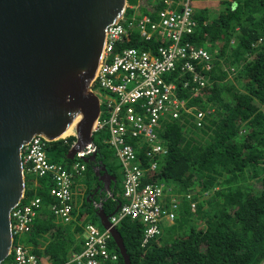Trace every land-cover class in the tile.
Listing matches in <instances>:
<instances>
[{
  "label": "trees",
  "instance_id": "1",
  "mask_svg": "<svg viewBox=\"0 0 264 264\" xmlns=\"http://www.w3.org/2000/svg\"><path fill=\"white\" fill-rule=\"evenodd\" d=\"M127 3L138 6L140 15H149L153 20L165 7L163 0H127ZM193 18L196 27L188 39L197 47L209 43L206 49L212 57V68L205 73L208 86L202 91V98L192 97L190 85L187 91L180 92V97L188 100V106L206 113V124L197 129L184 115L181 120L160 125L156 133L166 154L157 173L146 165L148 148L151 150L148 144H145L148 148L143 144L137 151L145 171L142 185L170 188L176 198V219L171 225H162V234L144 247L146 227L140 221L124 219L117 230L131 264H262L264 0L195 3ZM231 40H235L234 45ZM122 46L147 47L138 41L136 32ZM93 139L98 149L95 162L66 159L74 137L50 143L46 155L51 163L67 169L76 162L85 166L82 176L73 179L77 198L80 195L76 185L85 184L86 194H91V188L99 183L94 168L103 165L116 178L113 198L103 196L107 200L102 210L110 216L124 202L123 173L115 151L105 143L107 130L94 133ZM51 187L50 177L25 176L24 195L38 196L42 203L31 231L23 239L38 258L45 257L50 264H65L70 255L84 249V225L99 226V219L91 202L84 199L82 205L75 206L74 197V220L67 225L60 223L50 211ZM191 203H195L194 209ZM109 248L118 256L115 264H124L112 237ZM10 262L8 257L3 264Z\"/></svg>",
  "mask_w": 264,
  "mask_h": 264
},
{
  "label": "built area",
  "instance_id": "2",
  "mask_svg": "<svg viewBox=\"0 0 264 264\" xmlns=\"http://www.w3.org/2000/svg\"><path fill=\"white\" fill-rule=\"evenodd\" d=\"M206 1L163 0L165 7L158 12L156 20L140 15L138 6L126 2L120 21L106 30L101 57L90 83L91 92L101 104L93 131L107 130L105 143L115 151L123 173L124 202L109 222L116 228L124 219L144 224L142 247L162 234V225L175 221L177 205L170 188L142 185L145 171L137 151L141 145L148 144L151 150L146 146L150 155L146 165L157 173L166 149L160 144L156 129L164 122L181 120L184 115L197 129L206 124V113L188 106V100L180 97V92L187 91L190 85L192 97L202 98V91L208 86L205 73L212 68V57L206 49L209 43L197 47L188 39L196 27L194 4ZM134 32L147 47L122 46L126 39L132 40ZM234 41L230 44L234 45ZM68 137L75 138L74 131ZM68 137L59 140L66 141ZM52 142L55 141L39 136L32 138L21 150V165L25 176L51 178L50 211L57 221L67 225L74 220L73 179L82 176L85 166L76 162L67 169L62 164L51 163L46 152ZM41 203L38 196L23 194L19 205L12 210L10 264H50L47 258L32 254L23 239L31 231ZM190 206L194 209L195 203ZM83 236L84 249L70 255L65 264L117 262L118 256L109 248L108 230L88 223L83 227Z\"/></svg>",
  "mask_w": 264,
  "mask_h": 264
},
{
  "label": "water",
  "instance_id": "3",
  "mask_svg": "<svg viewBox=\"0 0 264 264\" xmlns=\"http://www.w3.org/2000/svg\"><path fill=\"white\" fill-rule=\"evenodd\" d=\"M126 2L0 0V264L12 247L11 212L25 192L22 148L36 136L56 141L74 131L66 159L95 162L101 104L90 83L106 30L120 21ZM94 173L105 190L116 184L103 165ZM97 216L124 264H131L109 216L102 209Z\"/></svg>",
  "mask_w": 264,
  "mask_h": 264
},
{
  "label": "crops",
  "instance_id": "4",
  "mask_svg": "<svg viewBox=\"0 0 264 264\" xmlns=\"http://www.w3.org/2000/svg\"><path fill=\"white\" fill-rule=\"evenodd\" d=\"M99 167H100V165H99ZM115 185L116 184H114V183H110V185H109V187H108V190H105V186L101 183V182H99L98 184H97V186H93L92 188H91V190H93L92 192H91V194H89V195H87L86 194V186H85V184H82V183H78L77 185H76V188H77V193H80V196H79V199H80V201H79V206L80 205H82V203H83V200L85 199L87 202H91V204L93 205V208H95L96 210H97V213H99V211H100V209H102V205H103V203H104V201H106L107 199H104L103 198V196L105 195V194H107V196L108 197H110V195H113L114 196V190H115ZM97 190V191H96ZM74 191V190H73ZM75 192V191H74ZM75 197H76V192H75ZM123 198V197H122ZM77 201H78V199H77ZM96 201V202H95ZM118 210V209H117ZM113 214H115V213H113ZM113 214H111L110 216H109V219H110V217L113 215ZM84 220V217L79 221V222H81V221H83ZM75 221H76V218H75ZM96 226V225H95ZM97 227H99V228H101V226H100V224H99V226H97ZM82 238H83V240H84V236H83V233H82Z\"/></svg>",
  "mask_w": 264,
  "mask_h": 264
},
{
  "label": "bare ground",
  "instance_id": "5",
  "mask_svg": "<svg viewBox=\"0 0 264 264\" xmlns=\"http://www.w3.org/2000/svg\"><path fill=\"white\" fill-rule=\"evenodd\" d=\"M93 80V79H92ZM73 134V131H67V132H65L64 133V135L61 137V139H64V138H66V137H68V136H71Z\"/></svg>",
  "mask_w": 264,
  "mask_h": 264
},
{
  "label": "rangeland",
  "instance_id": "6",
  "mask_svg": "<svg viewBox=\"0 0 264 264\" xmlns=\"http://www.w3.org/2000/svg\"><path fill=\"white\" fill-rule=\"evenodd\" d=\"M221 9V8H220ZM101 100L103 101V99L101 98ZM77 199H78V201H77ZM79 201H80V199H79V197L77 198V196L75 197V206H77V203H79Z\"/></svg>",
  "mask_w": 264,
  "mask_h": 264
},
{
  "label": "flooded vegetation",
  "instance_id": "7",
  "mask_svg": "<svg viewBox=\"0 0 264 264\" xmlns=\"http://www.w3.org/2000/svg\"><path fill=\"white\" fill-rule=\"evenodd\" d=\"M79 195H80V193H79ZM77 196V195H76Z\"/></svg>",
  "mask_w": 264,
  "mask_h": 264
}]
</instances>
